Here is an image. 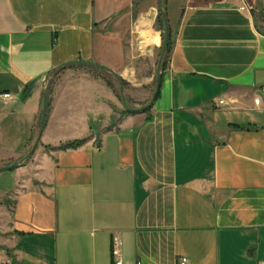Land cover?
Segmentation results:
<instances>
[{
    "label": "crops",
    "instance_id": "obj_1",
    "mask_svg": "<svg viewBox=\"0 0 264 264\" xmlns=\"http://www.w3.org/2000/svg\"><path fill=\"white\" fill-rule=\"evenodd\" d=\"M258 4L0 0V167L31 150L46 85L53 146L0 172V264H114V236L124 264H264ZM161 7L148 109L120 92L119 113L110 70L56 69L104 65L148 105Z\"/></svg>",
    "mask_w": 264,
    "mask_h": 264
},
{
    "label": "water",
    "instance_id": "obj_2",
    "mask_svg": "<svg viewBox=\"0 0 264 264\" xmlns=\"http://www.w3.org/2000/svg\"><path fill=\"white\" fill-rule=\"evenodd\" d=\"M258 2L260 4V10H259V16H258V20H259L262 17V15H263L264 8H263L262 1L258 0ZM161 16H162V19H163V22H164V35H163L162 50H161L159 61H158L157 80H156L155 93H154L153 98L151 99V101H150V103L148 105L143 106V107H139V108H134V109L131 108L128 105L127 99H126L125 94H124V86H123L122 80L120 79V77L113 70L107 68L104 65H101V64H98V63H93V62H86V61H74V62H69V63L63 64V65L59 66L56 69L63 68V67H66L68 65L76 63V64H80V65H83V66L110 70L113 73V75L115 76V78H116V80H117V82L119 84V89H120V92L122 94L123 104H124L125 108L128 109V110H133L135 112H142V111L148 109L154 103V101L158 97V94H159V91H160L161 79H162V64H163V61H164V58H165V55H166V52H167L168 42H169V38H170V27H169L168 17H167V14H166L165 10L162 7H161ZM49 75L50 74L48 73L46 78H45V80H44V85L46 84V82H47V80L49 78ZM47 103H48V94H47L46 90H44V92H43V103H42V113H41V120H40L39 130H38L35 142H34L31 150L29 151V153L27 154L25 159H27L30 155H32L36 151V149H37V147H38V145H39V143H40V141L42 139V135H43L44 128H45V123H46V118H47V109H48ZM19 165H20V162H14L12 164H8V165H5V166H2V167H0V172H4V171H8V170L17 168Z\"/></svg>",
    "mask_w": 264,
    "mask_h": 264
},
{
    "label": "rangeland",
    "instance_id": "obj_3",
    "mask_svg": "<svg viewBox=\"0 0 264 264\" xmlns=\"http://www.w3.org/2000/svg\"><path fill=\"white\" fill-rule=\"evenodd\" d=\"M250 1H252V2L255 1V2L258 4V1H257V0H250ZM206 2H207V0H196V3H197V4H204V3H206ZM258 5H259V4H258ZM258 7H259V6H258ZM107 77H108V79L110 80L111 85H113V87H114L113 89H114V91L117 93V95L119 96V99H120V101H121V94H120V90H119V84H118L116 78H115L113 75H111V74H108ZM46 83H47V82H46ZM45 85H46V84H45ZM46 87H47V85H46ZM46 87H45V90H46V92H47V94H48V91H47V88H46ZM49 88H50V87H49ZM48 103H49V97H48ZM48 103H47V107H48ZM120 103H121V104H120V107H119V113H120V114H121V113H128L129 111H127V110L123 107L122 101H121ZM131 106H132V107H136V108H138V107H140V106H142V105H138V104H134V103H132ZM47 111H48V109H47ZM40 119H41V116L39 117L38 123H37L36 128H35V131H34L33 140H32V144H31V148H32V146H33V144H34V142H35V139H36V136H37V133H38V130H39ZM42 147H43L46 151H51V150H53V146H52V145L44 144V143H42V141H41V142L39 143V145H38L36 151H37L38 149H41ZM31 148H30V149H31ZM32 155H33V154H32ZM32 155H30L27 159L19 160L20 163L27 162V161L29 160V158H30ZM19 161H18V162H19Z\"/></svg>",
    "mask_w": 264,
    "mask_h": 264
},
{
    "label": "built area",
    "instance_id": "obj_4",
    "mask_svg": "<svg viewBox=\"0 0 264 264\" xmlns=\"http://www.w3.org/2000/svg\"><path fill=\"white\" fill-rule=\"evenodd\" d=\"M6 96H9V94ZM255 102L259 104L260 100L256 99ZM112 256L114 258V264H124L122 259L121 240L118 236H114L113 238ZM180 264H187V260L182 259Z\"/></svg>",
    "mask_w": 264,
    "mask_h": 264
},
{
    "label": "trees",
    "instance_id": "obj_5",
    "mask_svg": "<svg viewBox=\"0 0 264 264\" xmlns=\"http://www.w3.org/2000/svg\"><path fill=\"white\" fill-rule=\"evenodd\" d=\"M159 24L162 27V29L164 30V22H163L162 16H160V18H159ZM171 43H172V41H171V35H170L169 42H168V47H167V52H166V57H165L164 62L162 64V69L165 68V61H166V58H167L168 54L170 53ZM80 144H81L80 142H76V143H71V144H68V145H70V146H78Z\"/></svg>",
    "mask_w": 264,
    "mask_h": 264
}]
</instances>
